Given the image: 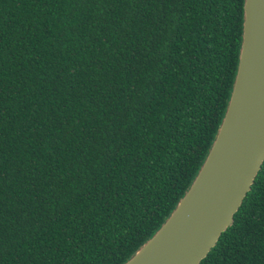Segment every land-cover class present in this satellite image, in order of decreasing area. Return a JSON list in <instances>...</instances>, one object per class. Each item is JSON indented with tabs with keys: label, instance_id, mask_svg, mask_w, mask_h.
Instances as JSON below:
<instances>
[{
	"label": "trees",
	"instance_id": "1",
	"mask_svg": "<svg viewBox=\"0 0 264 264\" xmlns=\"http://www.w3.org/2000/svg\"><path fill=\"white\" fill-rule=\"evenodd\" d=\"M244 0H0V264H122L224 116ZM198 264H264V160Z\"/></svg>",
	"mask_w": 264,
	"mask_h": 264
},
{
	"label": "water",
	"instance_id": "2",
	"mask_svg": "<svg viewBox=\"0 0 264 264\" xmlns=\"http://www.w3.org/2000/svg\"><path fill=\"white\" fill-rule=\"evenodd\" d=\"M264 160V0H244L231 94L218 131L171 214L122 264H198L231 224Z\"/></svg>",
	"mask_w": 264,
	"mask_h": 264
}]
</instances>
